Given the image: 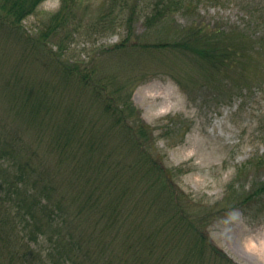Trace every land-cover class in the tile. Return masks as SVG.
<instances>
[{
	"label": "rangeland",
	"instance_id": "374dc122",
	"mask_svg": "<svg viewBox=\"0 0 264 264\" xmlns=\"http://www.w3.org/2000/svg\"><path fill=\"white\" fill-rule=\"evenodd\" d=\"M76 1L74 17L90 6L92 15L87 18L98 15L106 3ZM193 1L201 2L193 14L203 24L227 33L241 27L246 37H252L250 53L259 58L240 61L229 73L239 79L248 77L252 89L220 96L204 78L199 59L178 54L170 47L139 54L133 51V57L120 61L97 57L94 63L91 57L122 42L127 30L101 34L91 29L86 34L84 21L79 31L69 33L76 26L70 25L69 30L54 38L45 37L46 26L65 3L47 0L19 27L8 28L0 23V136L10 141L15 136L19 138L18 160L30 161L35 180L54 187V200L60 204L62 199L66 213L62 231L73 235L84 249L109 234L107 240L111 241L113 234L106 227L107 218L100 216L106 213L107 202L115 197L124 198V210L131 219L147 223L144 230L148 232L149 225L154 228L150 223L154 212L135 207L140 202L138 198L142 199L141 186L136 188V182L146 172L137 159L139 149L132 147L131 136L119 123L121 116L107 112V96L98 95L91 86L72 78L63 70L61 61L67 68L80 65L82 75L96 64L97 77L109 91L118 79L119 84L123 81L128 85L125 92H132L134 106L154 131L155 143L148 151L165 156V166L181 173L175 177L174 185L185 192L200 216L212 212L213 217L204 224L205 234L237 264H264V201L252 199L242 206L258 182L264 181V167L257 171L247 166L264 157V54L260 56L256 45L264 34V0ZM143 14L144 9L134 27L135 35L143 37V44L167 40L176 36L177 28L191 23L183 10L173 16L171 29H148ZM183 69L193 75L192 80H186L187 87L173 76L180 75ZM34 107L37 112L32 114ZM123 185L130 188L128 192ZM117 232V239L105 252L106 259L95 264L131 258L132 251L123 253L124 229ZM170 233L167 229L160 240H166ZM185 234L179 243L182 237L171 233L176 243L170 264L179 262L181 254L188 252L192 238L189 232ZM49 235L43 236L45 241ZM39 242L40 248L47 246L43 240ZM208 256L211 264H223L220 258Z\"/></svg>",
	"mask_w": 264,
	"mask_h": 264
},
{
	"label": "trees",
	"instance_id": "16d2710c",
	"mask_svg": "<svg viewBox=\"0 0 264 264\" xmlns=\"http://www.w3.org/2000/svg\"><path fill=\"white\" fill-rule=\"evenodd\" d=\"M45 1L47 0H0V23L8 28L19 27L29 16L35 14ZM64 1L63 7L53 15L50 24L46 26L47 29L43 33L45 37L54 38L62 31L69 30L70 25L76 26L73 30H69V33L79 31L84 21L86 25L83 31L86 34H89L91 29L101 34L120 28L127 30V38L122 42L95 53L91 57L94 63L97 62V57L120 61L126 59L125 57H133V51L139 54L144 51L170 47L178 54L199 59L200 64L203 63L201 68L205 71L204 78L218 89L220 96L230 97L233 90L243 91L253 88L248 77L239 79V77L229 75L236 63L252 62L259 58L251 56L250 50L254 42L249 38L252 37L249 35L246 37V30L241 27H236L235 30L227 33L222 28H211L197 20L193 13L199 10L201 2L193 0H106L98 15L87 18L90 6L84 8L86 12L82 9V12L74 17V11L78 9L76 8L77 1ZM143 9L145 25L148 29L153 27L171 29L173 16L183 10L188 13L191 23L184 28H177L176 36L171 35L167 40L155 44H143L140 43L143 37L136 36L134 31ZM74 19H78L79 22L76 24ZM256 45L260 48L259 54L262 56L264 54V34L257 39ZM61 66L63 70L71 74L72 78L77 77L87 86H91L98 95L105 94L109 103L106 111L118 117L121 116L122 121L120 120L119 123L125 125L128 135L131 136L132 140L129 142L132 147L137 146L136 148L139 149L141 155L139 154L140 158L137 156V159L145 166L146 172L145 177H140L136 182V188L141 186L142 199L138 198L140 202L136 203L135 207L142 206L145 212H154L150 215V223L154 225V228L149 225V231L144 230L147 223H138L131 219V214L124 210V198L115 197L107 202L109 203L107 211L100 216V219L107 218L106 224L109 227H106L108 231L111 229L113 234L111 241L107 240L109 234L95 245H88L84 249L81 243L74 240L73 235L64 234L62 231L67 221L66 213L62 210L64 208L62 199L60 204L54 200L52 195L54 187L46 181L35 180L33 176L35 170L30 167V161L18 160L16 151L19 138L15 136L13 141H10L1 134L0 264H95L98 260L99 263L106 259V250L111 245L110 243L117 239L115 233L118 236L117 231L122 228L124 229L122 245L125 248L123 253L132 251V255L128 260L118 257L116 263L111 262L110 264H170L175 255L172 247L176 243L170 235L172 233L174 236L182 237L179 238V243H182L183 237L187 236L186 232H189L192 243L188 252L182 253L179 262L176 261L175 264H182L185 261L187 264H211L207 259L208 255L215 260L220 258L223 264H237L226 256L223 250L216 246L210 236L204 232L206 228L204 224L213 217L212 212L206 213L204 217L200 216L196 207L188 202L189 197L185 192L173 183L175 177L181 173L177 172V169L165 166V156L160 157L157 153L152 155L153 151H148L155 143L154 131L142 120L140 112L134 106L132 92H125L128 85L123 84V81L119 84L118 79L113 90L109 91L107 84L97 77L96 64L90 72L84 75L80 72V65L67 68L61 61ZM188 70L183 69L180 75H173L176 78L179 77L176 81L182 87H187V79L192 80L193 75L188 74ZM244 74L242 72L241 75ZM225 81L226 85H224ZM36 112L37 107H34L31 113ZM137 165H140L139 162ZM247 166L261 171L264 167V157L257 158ZM130 169H133L132 166ZM131 183L133 184V181ZM257 186V189L249 194L247 200L243 201L242 206L247 205L252 199L264 201V181L258 182ZM129 189L125 187L126 192ZM167 229L171 232L169 237L164 241L160 240V236ZM48 233L50 234L48 241H45L43 236ZM40 240L47 244L45 248L39 247ZM160 248H164V251L159 250Z\"/></svg>",
	"mask_w": 264,
	"mask_h": 264
}]
</instances>
